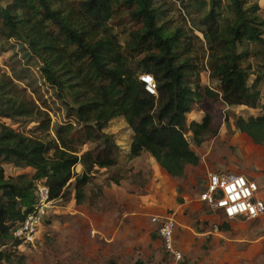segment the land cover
<instances>
[{"label":"trees","instance_id":"trees-1","mask_svg":"<svg viewBox=\"0 0 264 264\" xmlns=\"http://www.w3.org/2000/svg\"><path fill=\"white\" fill-rule=\"evenodd\" d=\"M176 1L189 32L202 38L181 25L170 31L164 0H0V55L12 53L8 73L0 67V264L20 252L12 232L37 203V183L54 203L82 205L98 170L117 166L120 145L105 131L115 119L132 133L126 163L145 153L172 178L199 164L191 145L217 135V103L259 112L237 117L234 126L264 147V0ZM124 19L134 29L121 42L114 29ZM198 50L207 52L213 89L200 84ZM144 74L156 96L140 82ZM44 86L69 121L51 128ZM204 98L210 112L202 109V119L187 124ZM87 143L93 148L81 151ZM5 165L33 172L6 178Z\"/></svg>","mask_w":264,"mask_h":264},{"label":"rangeland","instance_id":"rangeland-1","mask_svg":"<svg viewBox=\"0 0 264 264\" xmlns=\"http://www.w3.org/2000/svg\"><path fill=\"white\" fill-rule=\"evenodd\" d=\"M164 1L167 8L170 9L167 18L170 21V31L181 25L188 35H197L202 38L198 31L189 32L188 18L185 22L182 20L179 15L180 7L176 0ZM259 6L261 8L259 14L261 18H264V1H260ZM180 12L182 16H185L182 11ZM132 29H134V24L128 19H124L114 31L118 33L119 39L123 42L126 39V33ZM194 49L196 51L198 48L195 46ZM11 55V52L0 55V67L6 73L8 70L5 63ZM197 58L199 64H204V70L199 69L201 71L199 75L201 86L215 88L216 83L209 79V71L206 67V50H198ZM40 93L49 107L46 111L51 118V128L58 123L69 121L63 107L54 95V90L44 86ZM204 99V102L200 99L194 109V111L202 113L193 111L191 119L202 117L205 114L202 109L210 112L211 103L206 98ZM215 109L222 113L217 135L207 138L198 147L191 145V148L196 147V152L203 158L206 165L214 167L211 172L238 174L239 172L235 171L231 165H235L237 162L244 164L245 161L252 168L264 166V147H254L250 144L252 142L245 135L239 133L234 126L237 117L247 118L249 114L258 115L259 112L244 108L227 109L222 103H217ZM224 115L229 117V122L224 123ZM70 120L74 122V119L70 118ZM3 122L7 123L9 127L23 130L19 124L5 120ZM36 125V123H32L27 126L26 130L33 129ZM105 131L112 135L115 142L120 145L121 154H119L117 166L98 170L92 184L85 190L86 202L84 204L76 205L74 201L67 204L55 202L40 227L37 242L34 246L20 245L18 248L20 252L13 256L10 264H171L155 232L153 231L151 234H154L158 240L151 239L152 242H150L143 227L151 225L148 216V214H152L148 210L150 207L161 214L167 208L166 215H170L178 204L179 199L175 197L178 194L167 189V192H164L167 195L166 204L164 201H159L155 206H146L148 199H145L144 196L149 192L150 183L154 179L153 172H149V168L145 166L148 163V158L140 160L134 167L126 163V155L123 151L126 150L131 140V132L126 129L123 119L113 120ZM50 135L53 136L52 132ZM190 136L187 135V137ZM240 142L243 145L242 150L238 146ZM93 146L94 144L87 143L80 149L84 152L92 149ZM242 151L246 156L242 154ZM257 152H260V155H255ZM135 168L140 170H135ZM4 172L5 177L10 178L21 174H31L33 170L15 169L11 165H5ZM116 178L120 180L117 185L109 180ZM258 185L260 189L258 195L264 200V183L261 184L258 181ZM137 189H139V193L136 192ZM187 209L183 210L180 215L183 226L193 230L192 236L198 239L200 232L210 233L207 238L205 237L206 240L201 238L200 242L196 240L195 243H192L196 256L191 260H197L198 264H264V217L255 221H230L228 223L229 230L222 231L221 227L224 223L219 215L220 218H215V220H219V233L222 235H212L214 213L203 205H198L194 210ZM204 214L212 217L207 218L209 220L204 219L202 218ZM180 231H188V229L181 228ZM179 233L181 234V232ZM154 242L157 243L155 245L158 252L157 259L154 255V248H152ZM145 251H148L147 254H144ZM188 261L189 259L186 264ZM194 264L197 263L194 262Z\"/></svg>","mask_w":264,"mask_h":264},{"label":"built area","instance_id":"built-area-1","mask_svg":"<svg viewBox=\"0 0 264 264\" xmlns=\"http://www.w3.org/2000/svg\"><path fill=\"white\" fill-rule=\"evenodd\" d=\"M145 91L156 96L155 82L151 75H140ZM259 185L239 174L211 172L205 189L199 194L198 200L212 210H219L229 220H255L264 215V200L258 193ZM37 203L27 215L24 222L13 232V238L21 245L34 246L44 218L53 208L54 201L49 198L48 188L43 183L36 186ZM151 223L156 226L162 247L171 264H184V256L175 245L176 221L174 215L168 217L153 216ZM212 233H219V226L212 225Z\"/></svg>","mask_w":264,"mask_h":264},{"label":"crops","instance_id":"crops-1","mask_svg":"<svg viewBox=\"0 0 264 264\" xmlns=\"http://www.w3.org/2000/svg\"><path fill=\"white\" fill-rule=\"evenodd\" d=\"M226 108L227 109H233V108H229L227 106H226ZM194 112H196V111H194ZM192 113L193 112H191L190 114L187 115V124H189L191 121L199 122L203 117L202 116L200 118L198 117V118L191 119ZM196 113H202V112L198 111ZM250 115H252V113L249 114L248 116H250ZM188 135H190V134H188ZM131 136H132V133H131ZM250 144H252L254 147L258 146V145H254L253 143H250ZM128 145H129V143H128ZM128 145L126 147V150L123 151L124 154L126 155V157L128 155V148H129ZM238 146L240 147V150L243 149V145L241 144V142L239 143ZM195 148H191V150L199 157V164L197 166L186 165L185 171H184V176L182 178H172L171 176H169L164 170H162L160 167H158V165L156 164V162L153 158H151L148 154H145V153L142 154L140 157L135 158L129 162V166L134 167L135 164H137V162H139L140 160L145 159V157L148 158V163L145 166H147L149 168L148 169L149 172H153V178L154 179H152V182L150 180L151 187L148 189L149 192L145 193L147 195L144 196L145 199H148V203H146V206H149V207L155 206L157 203H159V201H164L166 204L167 195L165 193L167 192L166 191L167 189L171 192H175L176 194H178L177 196H175L176 198L179 199L178 204L175 206L176 207L175 210L170 215H174V218L176 221V232H175V236H174L175 245L182 252V254L184 256V264H186L187 259H189L187 264H194V262H196L198 264L197 260L196 261L191 260V258H194V256H196V254H194V251H193L195 248L192 246V243H195L196 240L198 242H200L201 238L202 239H204L205 237L207 238V236L210 233L200 232V235H199L200 237H198V239L196 237L194 238L192 236L193 230L188 228L187 226H183V224H182V217H181L180 213L183 212V210L186 211V210H188L187 208H191V210H194L195 208L198 207V205L205 206L206 208H208L210 211H212L214 213V216H213L214 220L212 221V225L217 224L219 226V223H218L219 220H215V218L219 219L220 216L222 218V222L224 224L226 223L227 225L230 221H245L242 219H233V220L226 219L221 211L212 210L206 204H204L198 200L199 194L206 187V184L208 181V174L211 173V171L214 167L206 165V163L203 162V158L196 152ZM242 154L245 155L243 151H242ZM255 155H260V152H257ZM142 166H144V165H142ZM142 166H140V167H142ZM231 167H233L235 171L239 172L238 173L239 175H243L246 178H248L249 180L255 181L257 184H258V181H260L261 184L264 183V166L263 165L252 168L249 165V163H247L245 161L244 164L237 162V164L231 165ZM76 169L80 170L79 167ZM137 169H139V168H135V170H137ZM141 169L143 170V168H141ZM175 180H177V181H175ZM118 190L121 191V189H118ZM136 192L139 193V189H137ZM140 207L142 208V206H140ZM148 210L151 211L150 213H152L150 215L148 214L149 218L151 219V217H153V216H158V217L165 216L167 208H165L163 210L164 215L159 213L158 211L154 210L153 207H152V209L150 207V209H148ZM159 215H161V216H159ZM170 215H166V217H168ZM176 217H178L177 220H176ZM211 217H212L211 215L205 216V214H204V216H202V218H204V219L205 218L210 219ZM262 217H264V215L255 219V220H258ZM209 219H207V220H209ZM255 220H250V221H255ZM141 221H142V218H141ZM150 223H151V221H150ZM143 228H145V233H146L148 241L152 242L151 239L154 241H157L159 239V242H160L161 247H162V243H161V240L158 236L156 226L151 223V225L148 224L147 227L145 226ZM181 228L183 230L188 229V231L182 232V231H180ZM211 230H212V228H211ZM153 231L157 235L158 239L154 234H151ZM179 232H181L182 235ZM178 233H179V236H178ZM211 234L214 235L212 233V231H211ZM216 235H222V233H218ZM152 236H154V238H152ZM206 238L204 240H206ZM156 244L157 243L154 242V245H152V248H154V251H155L154 255H155V258L157 259L158 258V252L156 250V246H155ZM192 251H193V253H192ZM147 252L148 251H145L144 254H147ZM214 258H215V260H217L216 256ZM138 263H141V262H138ZM200 264H203V263H200ZM205 264H207V263H205Z\"/></svg>","mask_w":264,"mask_h":264}]
</instances>
